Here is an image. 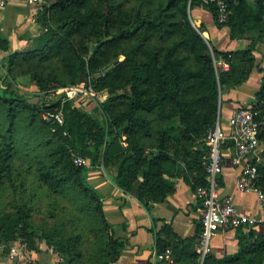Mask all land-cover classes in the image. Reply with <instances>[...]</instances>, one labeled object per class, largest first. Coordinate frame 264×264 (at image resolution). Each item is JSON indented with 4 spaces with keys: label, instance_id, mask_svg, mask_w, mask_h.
I'll return each instance as SVG.
<instances>
[{
    "label": "trees",
    "instance_id": "1",
    "mask_svg": "<svg viewBox=\"0 0 264 264\" xmlns=\"http://www.w3.org/2000/svg\"><path fill=\"white\" fill-rule=\"evenodd\" d=\"M40 1L35 18L39 35L27 49L9 53L2 65L0 191L11 169L17 118L24 116L27 126L40 134L41 180L52 186H78L97 217L102 245L89 264H110L123 243L114 238L100 194L87 183L88 171L115 168L114 185L147 209L173 194L177 179L193 191L204 186L206 132L216 122L224 92L243 85L256 61L251 48L215 49L202 35L203 23L190 13L196 7L206 10L216 27L228 28L230 38L253 34L264 41V0H225L229 14L224 23L218 22L214 5L204 0ZM9 49L8 39L0 36V52ZM20 77L35 86L36 102L12 87ZM82 81L92 83L96 93L106 92L100 104L105 124L70 101L61 103V91ZM54 92L59 93L56 100L46 101ZM249 106L263 144L257 171L264 191V73ZM54 109L62 114V126L50 127L42 120L43 112ZM75 156L89 165L74 164ZM201 231L200 222L195 235L182 241L164 224L155 233L156 253L170 249L174 259L198 264L195 249ZM35 232L24 208L0 215V242ZM236 238L234 255L215 259L210 254L202 264H264V235L238 229ZM42 239L66 264L79 256L71 253L76 241L56 230Z\"/></svg>",
    "mask_w": 264,
    "mask_h": 264
},
{
    "label": "crops",
    "instance_id": "2",
    "mask_svg": "<svg viewBox=\"0 0 264 264\" xmlns=\"http://www.w3.org/2000/svg\"><path fill=\"white\" fill-rule=\"evenodd\" d=\"M36 8L27 0H10L0 9V36L7 38L10 49L0 52V86L5 77L4 59L9 53L21 52L27 49L31 40L36 38L41 29L36 23ZM192 17L205 26L202 35L208 38L211 45L220 51H236L251 48L256 61V67L248 80L238 88L224 92L223 103L220 105V116L226 129L227 118L239 107L249 105L254 101V94L259 89L264 73V41L256 40L255 35L247 34L240 38H230L228 28L216 27L212 15L206 10L196 7ZM227 68L225 64H222ZM36 91L35 86L33 87ZM89 102V101H88ZM87 103L85 104L86 107ZM91 111V103L87 106ZM263 146L258 150H262ZM224 155L223 173L218 186L222 195L231 197L237 210L241 213L258 215L261 213L257 198L252 193H242L237 189L235 177L238 167L230 163V142L222 146ZM116 169H106L99 166L88 171L87 183L101 196L102 209L105 218L112 226L114 238L123 243V248L116 261L110 264H160L155 255V233L167 224L183 241L195 235L197 225L201 222L200 203L195 197L191 186L182 179L176 180L173 194L164 202L150 204L147 209L132 194L124 193L111 180ZM256 235H264V226L254 229ZM238 250L236 231L221 230L211 239V255L216 259L234 255ZM197 254V247L195 249ZM171 252V250H170ZM33 253V252H32ZM173 259L172 264H190L181 258ZM33 264H58L57 255L50 249L40 247L32 254ZM199 264V259H197Z\"/></svg>",
    "mask_w": 264,
    "mask_h": 264
},
{
    "label": "rangeland",
    "instance_id": "3",
    "mask_svg": "<svg viewBox=\"0 0 264 264\" xmlns=\"http://www.w3.org/2000/svg\"><path fill=\"white\" fill-rule=\"evenodd\" d=\"M192 14V13H190ZM219 63V62H218ZM12 87L24 94L30 103L38 100L34 85L27 77H20L13 81ZM80 100L72 104L80 109L95 115L105 124L100 104L107 98L106 92L96 93L91 96L87 86L93 89V84L82 81ZM59 93H49L46 101L56 100ZM89 101V102H88ZM87 103L86 107L85 104ZM92 105L88 111V104ZM26 118H17L14 130V153L11 159V169L4 177L0 191V215L11 213L17 208H24L29 214V223L36 230L35 234L27 237H18L15 240L0 242V264H14L11 261L10 250L13 246L22 248L24 253L38 252L40 247L49 248L42 239L43 234H50L53 230L64 239H74L76 243L71 249L73 264H89L90 259L98 253L102 245L99 234L100 225L97 217L91 210L90 204L82 196L81 188L74 184L52 186L41 180L38 172V160L42 149L38 147L40 134L36 129H31L26 124ZM27 257L31 260L32 254ZM63 264L66 260L59 259Z\"/></svg>",
    "mask_w": 264,
    "mask_h": 264
},
{
    "label": "built area",
    "instance_id": "4",
    "mask_svg": "<svg viewBox=\"0 0 264 264\" xmlns=\"http://www.w3.org/2000/svg\"><path fill=\"white\" fill-rule=\"evenodd\" d=\"M10 0H0V9L4 8ZM36 8L41 10L40 0H27ZM205 4H212L217 13L219 23L227 20L229 11L225 0H204ZM222 65V63H218ZM86 92L81 85L61 91L64 95L60 98L61 103L81 99V93ZM87 92L91 96L94 90L87 86ZM76 107H79L73 104ZM255 113L249 105L239 106L226 121V129L223 127L220 116L215 124L206 132L204 143L207 152L203 156V167L206 174L204 186H198L194 191L195 197L200 203V214L202 231L197 245L199 264L203 263L206 256L211 254V239L221 230L241 229L249 231L257 226H264V191L258 185L257 166L261 164L258 150L263 144L258 139L259 124L254 119ZM42 120L53 126H62L63 117L59 110H48L42 113ZM53 131V129H51ZM230 142V163L238 167V174L235 177L237 189L242 193H252L256 196L261 213L258 215L241 213L237 210L231 197L222 195L219 188V178L223 173L224 155L222 146ZM73 163L76 165L88 166V160L75 156ZM24 253L22 248L13 246L10 250V258L14 264H33ZM156 261L160 264H172L170 249L161 254L155 255ZM58 264H63L59 262Z\"/></svg>",
    "mask_w": 264,
    "mask_h": 264
}]
</instances>
